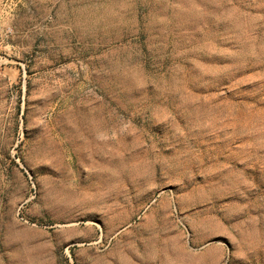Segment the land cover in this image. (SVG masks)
Wrapping results in <instances>:
<instances>
[{
    "label": "rangeland",
    "instance_id": "rangeland-1",
    "mask_svg": "<svg viewBox=\"0 0 264 264\" xmlns=\"http://www.w3.org/2000/svg\"><path fill=\"white\" fill-rule=\"evenodd\" d=\"M0 264H264V0H0Z\"/></svg>",
    "mask_w": 264,
    "mask_h": 264
}]
</instances>
